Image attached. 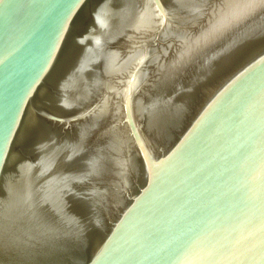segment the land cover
<instances>
[{"label":"water","instance_id":"95a60500","mask_svg":"<svg viewBox=\"0 0 264 264\" xmlns=\"http://www.w3.org/2000/svg\"><path fill=\"white\" fill-rule=\"evenodd\" d=\"M0 264H264V0H0Z\"/></svg>","mask_w":264,"mask_h":264}]
</instances>
